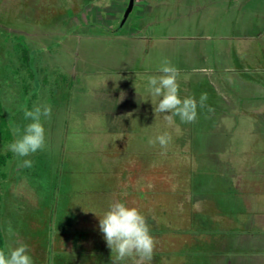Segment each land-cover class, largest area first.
I'll list each match as a JSON object with an SVG mask.
<instances>
[{
  "label": "rangeland",
  "instance_id": "obj_1",
  "mask_svg": "<svg viewBox=\"0 0 264 264\" xmlns=\"http://www.w3.org/2000/svg\"><path fill=\"white\" fill-rule=\"evenodd\" d=\"M108 1L100 6L96 0H0V153H9L0 167V228L5 250L24 243L34 264H88L83 253L89 246V230L78 225L93 218H86L89 210L81 207H92L94 201L88 200L93 198L100 200L89 190L101 187L99 176L113 163L101 158L107 149L104 132L71 123L78 119L76 109L104 111L115 120L124 117L129 107L121 99H127L130 72L144 56L152 62L167 59L181 68L188 89L207 94L203 110L222 106L225 96L236 122L244 108L264 128V112L259 110L264 107V0H149L152 9L140 24L149 33L194 38H175L147 55L127 53L126 40L92 37L104 30L103 23L123 31L125 24L118 27L120 18L113 19L114 4ZM134 11L136 4L127 19ZM23 48L24 68L17 57ZM65 77L84 81L69 89V83L61 84ZM37 104L52 109L51 117L43 121L46 145L26 157L33 161L31 168H21L18 164L25 158L15 156L8 145L16 138L13 127L23 132L30 123L23 109ZM218 130L216 135L224 132ZM252 137V157L264 154V130ZM238 143L241 140L236 139ZM9 226L15 235L7 234ZM67 230L81 239L76 251L68 250L69 242H59L58 232ZM96 235L94 241L99 240ZM91 248L95 255L98 249ZM102 249L112 255L106 246Z\"/></svg>",
  "mask_w": 264,
  "mask_h": 264
},
{
  "label": "crops",
  "instance_id": "obj_2",
  "mask_svg": "<svg viewBox=\"0 0 264 264\" xmlns=\"http://www.w3.org/2000/svg\"><path fill=\"white\" fill-rule=\"evenodd\" d=\"M96 1L100 6L109 2ZM111 2L115 8L112 17L117 21L128 0ZM134 4L136 11L126 19L122 32L112 24L103 23L104 30L92 37L129 41L131 46L123 49L137 55L155 52V47L163 49L175 38H194L160 31L149 33L140 24L147 19L151 3L134 0ZM164 57L167 53L159 58ZM161 64L158 58L154 62L145 56L139 59L137 68L130 72L133 78L127 99H121L122 103L126 100V108H129L119 120L104 111L76 109L78 119L75 118L71 126L104 132L107 149L101 158L106 164L113 163L108 168L105 166L100 174L101 187L89 190L91 195H100V200L93 198L88 200L94 201L92 207H81L89 210L86 218H93L91 221L85 218V223L78 225L83 230L88 227L90 235L89 246L83 253L85 262L112 264L111 256L102 249L106 246L110 250L100 232L98 218L111 202L120 201L138 208L147 220L156 240L151 264H264V154L259 153L262 159L259 155L252 157L250 144L252 136L264 130L263 126L251 119L244 108L239 110L240 121L236 122L234 112L220 91L217 95L222 99V106L204 110L198 107L194 123H181L176 117L173 125H167L162 116L153 111L157 98L146 91V78L160 75ZM177 69L182 72L181 68ZM83 81L65 77L61 84L67 87L69 83L72 89ZM188 82L186 77L179 76L181 98L193 97L199 101L200 95L188 89ZM259 110L264 112V107ZM218 129L224 132L216 135ZM164 132L169 133L171 142L162 155L159 144L151 145L149 140ZM236 139L241 140L240 145L246 143V147L236 144ZM65 205L67 207L66 202ZM60 234L59 242H69L68 250L76 251V242L81 241L75 238L78 234L70 235L68 230L59 231ZM94 234L99 240L94 241ZM91 246L98 249L95 255Z\"/></svg>",
  "mask_w": 264,
  "mask_h": 264
},
{
  "label": "clouds",
  "instance_id": "obj_3",
  "mask_svg": "<svg viewBox=\"0 0 264 264\" xmlns=\"http://www.w3.org/2000/svg\"><path fill=\"white\" fill-rule=\"evenodd\" d=\"M160 75L148 76L146 91L157 98L153 108L154 113L161 115L169 126L179 117L181 123H194L197 119V108L205 107L207 94H202L197 101L193 97L180 96L179 70L165 59L160 68ZM51 106L37 104L31 109L25 107L23 116L30 121L21 132L19 127H13L16 137L8 145V150L21 159L18 166L31 168L33 161L26 159L43 150L46 145L44 120L51 117ZM171 142L169 133L164 132L149 140V144H159L161 154H165ZM99 219V229L103 234L107 247L111 250L112 264H151L156 248V240L151 235L145 216L136 207H129L120 201H113ZM9 236L15 235L9 226L6 230ZM0 264H34L29 255L28 246L17 243L15 247L5 250L0 248Z\"/></svg>",
  "mask_w": 264,
  "mask_h": 264
},
{
  "label": "trees",
  "instance_id": "obj_4",
  "mask_svg": "<svg viewBox=\"0 0 264 264\" xmlns=\"http://www.w3.org/2000/svg\"><path fill=\"white\" fill-rule=\"evenodd\" d=\"M18 47V45H16ZM26 49H22V51H20L19 53H17V57L20 60V66H22L23 68L25 67L24 65H26L25 63H27V54H26ZM1 105H0V116H1ZM0 125L2 126V122L0 121ZM1 128V127H0ZM9 158V153H0V167L2 165L5 164L6 160ZM4 237L0 228V248H4Z\"/></svg>",
  "mask_w": 264,
  "mask_h": 264
},
{
  "label": "water",
  "instance_id": "obj_5",
  "mask_svg": "<svg viewBox=\"0 0 264 264\" xmlns=\"http://www.w3.org/2000/svg\"><path fill=\"white\" fill-rule=\"evenodd\" d=\"M133 3H134V0H128L126 8L124 10V13L122 15V18L120 20V23H119L118 27H121L124 24V22L126 21L128 15H129V12H130V10H131V8L133 6Z\"/></svg>",
  "mask_w": 264,
  "mask_h": 264
},
{
  "label": "flooded vegetation",
  "instance_id": "obj_6",
  "mask_svg": "<svg viewBox=\"0 0 264 264\" xmlns=\"http://www.w3.org/2000/svg\"><path fill=\"white\" fill-rule=\"evenodd\" d=\"M143 1H149V0H143ZM126 8V7H125ZM124 13V12H123ZM121 18H122V16H121ZM121 18H120V20H121ZM36 242H34L33 241V243L31 244V249L33 250V251H35V248H36Z\"/></svg>",
  "mask_w": 264,
  "mask_h": 264
}]
</instances>
